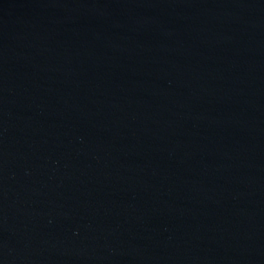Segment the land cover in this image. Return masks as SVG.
<instances>
[{
  "label": "water",
  "instance_id": "1",
  "mask_svg": "<svg viewBox=\"0 0 264 264\" xmlns=\"http://www.w3.org/2000/svg\"><path fill=\"white\" fill-rule=\"evenodd\" d=\"M0 264H264V0H0Z\"/></svg>",
  "mask_w": 264,
  "mask_h": 264
}]
</instances>
